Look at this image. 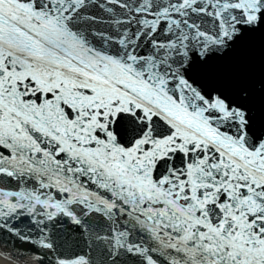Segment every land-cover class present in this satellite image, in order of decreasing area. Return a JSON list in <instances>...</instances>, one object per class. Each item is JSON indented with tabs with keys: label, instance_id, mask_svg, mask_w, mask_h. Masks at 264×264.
I'll use <instances>...</instances> for the list:
<instances>
[{
	"label": "snow or ice",
	"instance_id": "6c2138e0",
	"mask_svg": "<svg viewBox=\"0 0 264 264\" xmlns=\"http://www.w3.org/2000/svg\"><path fill=\"white\" fill-rule=\"evenodd\" d=\"M0 264H264V0H0Z\"/></svg>",
	"mask_w": 264,
	"mask_h": 264
}]
</instances>
